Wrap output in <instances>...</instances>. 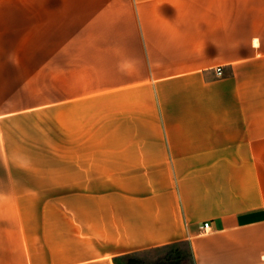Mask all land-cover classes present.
<instances>
[{
  "label": "crops",
  "instance_id": "crops-1",
  "mask_svg": "<svg viewBox=\"0 0 264 264\" xmlns=\"http://www.w3.org/2000/svg\"><path fill=\"white\" fill-rule=\"evenodd\" d=\"M58 1L131 8L75 100L91 138L61 188L59 264L182 245L181 264H264V0Z\"/></svg>",
  "mask_w": 264,
  "mask_h": 264
},
{
  "label": "rangeland",
  "instance_id": "rangeland-1",
  "mask_svg": "<svg viewBox=\"0 0 264 264\" xmlns=\"http://www.w3.org/2000/svg\"><path fill=\"white\" fill-rule=\"evenodd\" d=\"M58 2L0 0V264H59L60 208L70 203L61 188L74 184L76 148L91 138L75 133L91 125L75 100L92 91L100 47L119 24L112 19L131 16V8ZM186 252L152 250L116 264H181Z\"/></svg>",
  "mask_w": 264,
  "mask_h": 264
},
{
  "label": "built area",
  "instance_id": "built-area-1",
  "mask_svg": "<svg viewBox=\"0 0 264 264\" xmlns=\"http://www.w3.org/2000/svg\"><path fill=\"white\" fill-rule=\"evenodd\" d=\"M216 74H217L218 76L221 75L220 68H217V70H216ZM202 229H203L204 232H206V230L208 229V224H207V223L203 224Z\"/></svg>",
  "mask_w": 264,
  "mask_h": 264
}]
</instances>
